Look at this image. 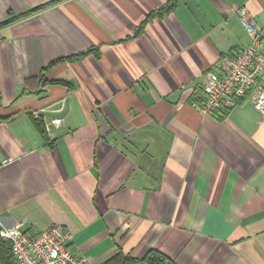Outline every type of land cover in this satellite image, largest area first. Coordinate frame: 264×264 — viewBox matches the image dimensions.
Returning <instances> with one entry per match:
<instances>
[{
	"label": "crops",
	"instance_id": "0c3cea01",
	"mask_svg": "<svg viewBox=\"0 0 264 264\" xmlns=\"http://www.w3.org/2000/svg\"><path fill=\"white\" fill-rule=\"evenodd\" d=\"M51 1L0 0V23ZM168 1L66 0L0 30V230L62 226L91 264L151 250L264 264V120L249 102L223 119L195 107L207 73L250 44L236 11L264 36V0L151 17ZM66 99L63 119L40 115Z\"/></svg>",
	"mask_w": 264,
	"mask_h": 264
},
{
	"label": "built area",
	"instance_id": "2783aa9c",
	"mask_svg": "<svg viewBox=\"0 0 264 264\" xmlns=\"http://www.w3.org/2000/svg\"><path fill=\"white\" fill-rule=\"evenodd\" d=\"M250 44L223 56L215 70L207 73L197 93L205 115L225 118L242 100L253 105L264 120V36L247 9L236 11ZM0 238L9 242L15 264H91L73 247L72 233L62 226L31 234L26 221L2 228Z\"/></svg>",
	"mask_w": 264,
	"mask_h": 264
},
{
	"label": "trees",
	"instance_id": "16d2710c",
	"mask_svg": "<svg viewBox=\"0 0 264 264\" xmlns=\"http://www.w3.org/2000/svg\"><path fill=\"white\" fill-rule=\"evenodd\" d=\"M64 1L66 0H53L49 3L40 5L36 8H33L19 15L9 13L8 18L5 21L0 23V30L7 26H11L17 22L30 18L31 16H34L35 14H38L50 7L59 5ZM177 4H178L177 0H169L168 3L162 9L156 11L153 15H151V17H162L164 15H167L175 10V8L177 7ZM138 33L139 32H137V34ZM89 53L90 51L86 53H82L75 57H70V58L61 59L59 61H56L55 63L49 65L43 70V73L41 74V79H44L46 71L52 68L55 64L80 60L84 58L86 55H88ZM44 82H45L44 83L45 85L64 84V83L56 82V81L47 83V81L44 80ZM37 93L38 92L36 91L34 94H37ZM29 94H33V92H29ZM244 102L246 101L242 100V103ZM2 120H5V119L0 118V122ZM35 126L37 127V129L39 130L41 134L45 135L46 132H45V128H44L42 121H40L39 119L35 120ZM0 264H15L14 256L12 254L11 244L9 242L3 241L1 238H0ZM105 264H177V263L175 260L167 256L166 254L158 250H151L142 259L135 258L131 255L124 254L121 252V253H118L116 256H114L112 259H110Z\"/></svg>",
	"mask_w": 264,
	"mask_h": 264
},
{
	"label": "water",
	"instance_id": "95a60500",
	"mask_svg": "<svg viewBox=\"0 0 264 264\" xmlns=\"http://www.w3.org/2000/svg\"><path fill=\"white\" fill-rule=\"evenodd\" d=\"M69 112V99H66L64 107L60 111H42L40 112L41 116L51 118L52 120H61Z\"/></svg>",
	"mask_w": 264,
	"mask_h": 264
}]
</instances>
